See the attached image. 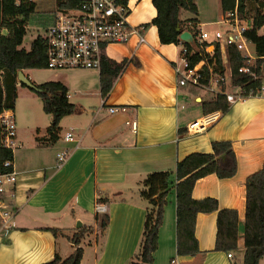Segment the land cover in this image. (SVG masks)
<instances>
[{
	"label": "crops",
	"instance_id": "obj_1",
	"mask_svg": "<svg viewBox=\"0 0 264 264\" xmlns=\"http://www.w3.org/2000/svg\"><path fill=\"white\" fill-rule=\"evenodd\" d=\"M129 5L133 26H143L157 14L153 0H129ZM182 12V19L192 18L183 17ZM198 18L201 30L206 23ZM143 34L145 43L139 44L138 36L133 35L126 43L107 47L106 57L128 63L106 97L101 94L100 70L89 76L54 74L46 79L68 87L75 112L61 120L60 138L52 144L27 141L23 129L17 128L19 147L13 169L18 182L11 198L15 225L3 228L0 218V264H23L25 258L45 263L56 253L66 258L75 248L70 236L83 225L93 226L95 231L81 243V264H127L139 251L144 228L147 201L140 195L143 179L153 171L175 172L179 160L193 152H211L217 140L232 142L237 173L226 179L215 174L199 179L193 197H213L220 208L238 211V249L231 257L215 250L217 212L199 213L196 236L200 253L178 255L176 191L172 189L154 264H243L246 180L264 163V81L260 95L238 100L213 127L189 134L188 123L203 115L202 101L212 94L178 84L175 68L180 63L181 45L162 44L155 26L145 28ZM222 51L226 60L224 48ZM27 70L32 69L23 72ZM262 73L264 78V63ZM72 88L75 98L70 94ZM110 106L126 110L109 113ZM132 120L137 121V130L127 123ZM70 132L73 138L68 141L65 137ZM43 134L40 131L38 136ZM63 151L69 155L58 167L57 156ZM101 198L108 201L99 202ZM99 204L106 206L110 216L104 237H100L96 220ZM48 228L60 232L55 236Z\"/></svg>",
	"mask_w": 264,
	"mask_h": 264
},
{
	"label": "trees",
	"instance_id": "obj_2",
	"mask_svg": "<svg viewBox=\"0 0 264 264\" xmlns=\"http://www.w3.org/2000/svg\"><path fill=\"white\" fill-rule=\"evenodd\" d=\"M83 0H58L54 19L59 12L77 8ZM119 4H127L129 0H116ZM156 16L145 28L155 26L162 44L181 45L188 49L187 55L191 65L204 62L206 78L204 84L210 82L209 67L220 76L221 88L225 91V63L220 44L216 45L213 54L206 48L207 42L199 41V8L196 0H153ZM225 14L237 9L240 18L252 21L253 27L245 32L246 38L254 45L256 59L249 66L252 73L239 72V68L248 65L243 52L235 45L227 47L228 64L231 70V83L240 88L242 98L260 95L263 87L262 66L264 63V34L260 28L264 25V0H220ZM37 0H23L16 5L15 0H0V114L6 109L14 111L19 84L18 73L26 69H47L46 41L38 35L31 43L30 49L22 47L27 34V24L35 12ZM189 11L192 18L182 19L181 12ZM53 19V21H54ZM193 34L195 42L181 43L183 31ZM191 52V54H190ZM128 61L120 63L104 57L100 69V88L106 97ZM29 88L41 99L43 110L51 116L50 125L44 136H37L42 144L58 141L61 133V120L75 112V104L70 101L68 87L61 81H32ZM26 86L24 83H21ZM192 87L202 89L198 86ZM28 87V86H26ZM208 91V90H207ZM210 92V91H209ZM203 115L220 110L224 114L230 110L231 104L223 92L214 93L208 100L202 101ZM39 132V130H38ZM0 130V172H8L12 167L5 166L8 160L13 161L14 152L1 145ZM237 173V158L230 140H217L212 143L211 152H193L179 160L175 172L159 170L149 173L142 181L141 197L147 201L146 217L140 248L127 264H154V253L159 246V230L163 224L168 195L172 189L176 191V235L178 255H197L200 253L196 236V223L199 213L217 212V232L215 250L234 253L238 249L239 214L234 208H220L216 198L196 199L193 189L196 182L210 174L220 179L231 178ZM101 198L99 202H107ZM100 237H104L109 226L108 213H97ZM93 226L83 225L77 229L70 241L74 251L66 258L56 253L43 264H81L84 248L81 243L85 236L93 231ZM55 236L60 229L48 228ZM245 249L243 264H260L264 258V163L262 168L248 176L246 180V209L244 221Z\"/></svg>",
	"mask_w": 264,
	"mask_h": 264
},
{
	"label": "built area",
	"instance_id": "obj_3",
	"mask_svg": "<svg viewBox=\"0 0 264 264\" xmlns=\"http://www.w3.org/2000/svg\"><path fill=\"white\" fill-rule=\"evenodd\" d=\"M22 1L15 0V4L19 5ZM131 10L129 2L119 4L116 0H83L79 7L59 12L52 24L42 34L46 41L47 68L53 70L73 68L100 70L109 45L126 43L133 35L138 36L139 44L145 43L146 39L143 34L145 27L133 26L130 23ZM223 23L227 24L223 31L200 30L199 41L208 43L206 50L210 54H213L216 45L220 44L221 50L222 48L225 50L226 61L228 60L227 47L235 45L243 52L248 64L239 68V72L252 73L249 64L256 59V55L254 56L248 51L247 43L251 42L245 36V32L253 27L252 21L240 18L236 9L224 15ZM260 33L264 34V25L260 28ZM181 43L183 42L181 41ZM188 54V49L181 46L180 63L175 68L180 86L194 85L213 92V94L223 92L230 104L242 99L240 88H237L238 91L233 93H226L222 90L220 76L213 72L212 67H209L210 82L207 85L204 84L203 79L206 78L204 62L191 65L187 57ZM214 85L219 88V91L214 89ZM125 110L124 106L108 107L109 113ZM223 115L224 113L220 110L204 114L188 123L187 132L201 134L217 124ZM127 123L132 126L133 130H137L136 120ZM0 130L1 145L14 152L19 147V143L16 117L12 109H6L0 114ZM72 138L71 132L65 137L68 141ZM68 155L67 151L58 153V167H61ZM5 166L12 167V169L8 172H0V218L3 228L15 225L13 218L16 208L12 205L11 198L18 182L17 172L13 169V161H6ZM97 212L105 213L106 206L97 205ZM229 256L231 257L232 253H229ZM172 263H175V259L172 260Z\"/></svg>",
	"mask_w": 264,
	"mask_h": 264
},
{
	"label": "rangeland",
	"instance_id": "obj_4",
	"mask_svg": "<svg viewBox=\"0 0 264 264\" xmlns=\"http://www.w3.org/2000/svg\"><path fill=\"white\" fill-rule=\"evenodd\" d=\"M199 6V17L206 24L201 26L203 31H216L225 30L227 24L223 23V13L220 9V0H196ZM58 0H37V7L35 12L30 16L27 24V34L24 38L22 47L30 49L32 41L38 36L44 34L46 28H48L54 19V11L56 10ZM183 17H193V14L189 11H183ZM117 44V43H114ZM248 51L254 55L255 47L252 43H247ZM225 58V57H224ZM224 61H226L224 59ZM225 91L226 93H233L236 88L232 85L230 75L231 70L228 64V60L225 62ZM97 69L86 68H73L66 70H53V69H32L24 71L25 75L36 83L45 81L48 77L54 74H66L77 78V76H89L91 73H95ZM19 81V80H18ZM214 89L219 91V88L214 85ZM213 94V92H209ZM72 97H76L73 93V88L70 90ZM14 113L16 116L17 128L23 129V134L26 136L27 141L34 139L43 131L45 135L47 127L50 125L51 116L43 110V104L37 94L29 87L23 86L19 82L17 87V96L15 101ZM41 128V129H40ZM39 130V132H38ZM38 142V141H37ZM19 143V142H18ZM18 147V146H17ZM16 147V148H17ZM18 148L15 149V153ZM95 229L90 233L92 235ZM264 264V261L263 263Z\"/></svg>",
	"mask_w": 264,
	"mask_h": 264
},
{
	"label": "water",
	"instance_id": "obj_5",
	"mask_svg": "<svg viewBox=\"0 0 264 264\" xmlns=\"http://www.w3.org/2000/svg\"><path fill=\"white\" fill-rule=\"evenodd\" d=\"M180 40L183 43H190V44H194L195 42L193 34L187 30L181 32ZM18 80L19 82L24 83L28 87L33 86L31 80L25 75L23 71H19ZM78 226H81V223H78Z\"/></svg>",
	"mask_w": 264,
	"mask_h": 264
},
{
	"label": "clouds",
	"instance_id": "obj_6",
	"mask_svg": "<svg viewBox=\"0 0 264 264\" xmlns=\"http://www.w3.org/2000/svg\"><path fill=\"white\" fill-rule=\"evenodd\" d=\"M23 264H43V262L42 261H37L35 259L25 258L24 261H23Z\"/></svg>",
	"mask_w": 264,
	"mask_h": 264
}]
</instances>
